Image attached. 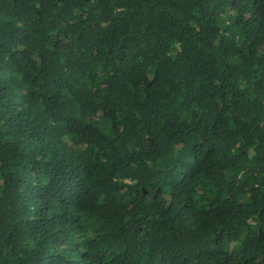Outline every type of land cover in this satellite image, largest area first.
<instances>
[{"label":"trees","instance_id":"obj_1","mask_svg":"<svg viewBox=\"0 0 264 264\" xmlns=\"http://www.w3.org/2000/svg\"><path fill=\"white\" fill-rule=\"evenodd\" d=\"M0 264H264V0H0Z\"/></svg>","mask_w":264,"mask_h":264},{"label":"water","instance_id":"obj_2","mask_svg":"<svg viewBox=\"0 0 264 264\" xmlns=\"http://www.w3.org/2000/svg\"><path fill=\"white\" fill-rule=\"evenodd\" d=\"M151 199V198H150Z\"/></svg>","mask_w":264,"mask_h":264}]
</instances>
